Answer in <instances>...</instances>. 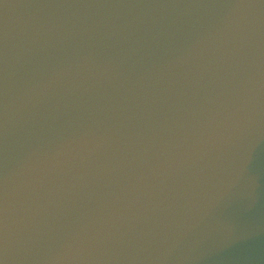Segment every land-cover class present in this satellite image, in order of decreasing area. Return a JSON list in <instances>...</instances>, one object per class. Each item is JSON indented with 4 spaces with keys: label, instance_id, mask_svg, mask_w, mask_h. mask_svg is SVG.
Masks as SVG:
<instances>
[{
    "label": "water",
    "instance_id": "obj_1",
    "mask_svg": "<svg viewBox=\"0 0 264 264\" xmlns=\"http://www.w3.org/2000/svg\"><path fill=\"white\" fill-rule=\"evenodd\" d=\"M0 264H264V0H0Z\"/></svg>",
    "mask_w": 264,
    "mask_h": 264
}]
</instances>
